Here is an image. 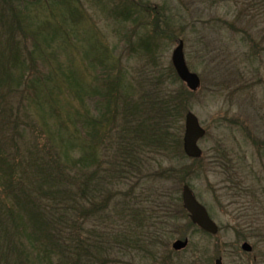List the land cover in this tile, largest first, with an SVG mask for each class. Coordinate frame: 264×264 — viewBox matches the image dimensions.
Segmentation results:
<instances>
[{"label": "rangeland", "instance_id": "374dc122", "mask_svg": "<svg viewBox=\"0 0 264 264\" xmlns=\"http://www.w3.org/2000/svg\"><path fill=\"white\" fill-rule=\"evenodd\" d=\"M11 5L25 18L23 34L16 36L24 46L5 48L6 38L0 36V153L15 155L17 149L34 158L36 152L50 165L51 154H61L66 187H84L82 205L88 213L70 224L78 225L87 245L109 232L133 236L111 243L97 264H214L215 259L264 264V8L259 0H12ZM73 7L79 14L74 22L68 17ZM117 9L129 11L128 16H116ZM45 24L47 33L32 36ZM142 41L149 48L140 47ZM179 41L188 71L200 82L193 92L172 66ZM16 59L24 62L23 72ZM70 73L86 89L97 86L95 77L118 75L135 97L143 92L151 99L166 98L172 112L171 98L180 96L184 111L169 120L178 146L165 154L142 151L139 171L127 177L112 173L93 194L96 183H88L86 176L95 164L81 169L84 182L74 175L80 169L68 166L70 159L88 153L83 126L98 117L91 103L97 99L85 92L83 101L74 98L65 78ZM38 102L52 107L42 110ZM77 111L81 130L75 126ZM186 113L205 132L197 142L201 157L196 162L182 150ZM5 119L9 125L4 128ZM47 132L54 139L49 143ZM58 137L71 140V146L63 149ZM105 144L99 148L94 181L105 176L106 162L112 161ZM74 177L77 183L72 184ZM184 185L216 225L215 235L190 226L181 203ZM103 196L108 201L95 210ZM164 214L170 220L163 225ZM184 239L186 248L171 249L174 241ZM243 243L251 246L250 253L241 250ZM35 247L36 254L41 252Z\"/></svg>", "mask_w": 264, "mask_h": 264}, {"label": "trees", "instance_id": "16d2710c", "mask_svg": "<svg viewBox=\"0 0 264 264\" xmlns=\"http://www.w3.org/2000/svg\"><path fill=\"white\" fill-rule=\"evenodd\" d=\"M11 1L0 0V36L6 38L4 47L10 50L20 45L24 46L23 39L20 42V39L16 40V36L18 33L23 34L22 25L25 20L17 8L11 5ZM259 2L264 8V0ZM119 12V9L115 11L118 17L120 15L127 17L129 14V11H125V14L121 11L119 15ZM75 16L79 18L76 9L74 7L68 9L69 19L74 22ZM25 25L27 26V22ZM44 31L46 33L48 31L46 24L37 27L32 36H40V33ZM52 36L56 37L54 34ZM142 45L148 46L144 41L140 43V47ZM15 64L23 72L24 62L16 59ZM2 69H5V65ZM28 76L34 77L33 73ZM65 78L69 80L68 85L72 96L78 101H83L82 92H85V97L97 99V101L91 100V103L95 105L94 109L98 117L86 118L89 120L85 122L86 127L84 123V126L81 124L82 115L78 111L75 112L74 121L77 130L83 129L81 127L83 126L86 130L84 139L86 136L89 138L87 147H83L88 153L75 161L70 159L68 166L70 170H76L75 168L78 167L80 170H76L74 175H80L77 178L82 180L83 168L95 164L96 170L86 176L88 183H96L93 194H96L102 186L101 182L103 183L106 176L122 172L127 177L139 171L141 169L138 165L139 155L142 151L153 150L156 153L165 154L172 146H178V139L176 140L173 135L174 129L169 120L173 118L176 120L184 109V100L180 96L171 98L175 103L172 108H176L175 112H172V109L168 107L169 100L166 98L162 100L158 96L151 99L143 92H140L139 98L135 97L137 95L133 94V89L123 86L121 77L115 74L107 73L104 77H95L97 86L94 85L88 89L80 87L71 73ZM1 81L2 78H0ZM31 90L33 98L35 100L39 98L38 90L35 88ZM46 106L52 107L38 102V107L42 110ZM1 125L5 128L9 125V121L5 119ZM47 136L48 143L54 140L49 133ZM57 139L63 149L71 146L69 144L71 140L62 137ZM105 141L106 149H110L113 154L110 157L112 161L106 162L107 170L103 169L105 176L94 181L99 172V163H96L99 161L101 150L99 148H105L101 146ZM63 157H67L66 150L63 151ZM51 160L53 165L41 161L36 152L33 158L32 155L19 154L17 149L15 155L12 152L0 153V264H36V261L46 264H97L100 256L102 258L100 263H103L111 243L121 244L133 237L126 232H109L97 235L95 243L91 246L87 245L85 239L79 237L78 225L70 224L71 220L74 219L77 222L81 215L88 213L83 210L82 205L85 197L84 187L76 185L72 188L68 185L66 187L64 183L68 178L66 179L63 170H60L63 165L61 154L57 152L51 154L50 162ZM100 164L102 167L104 163L100 162ZM82 181L84 182V178ZM69 182L75 184L77 180L74 177ZM107 201L108 198L103 196L94 205V209L101 211L102 203ZM133 208H136V203ZM185 215L188 218L186 213ZM168 220H170L168 215L164 214L163 225ZM35 245L41 251L38 254L35 253ZM28 248L34 252L32 253Z\"/></svg>", "mask_w": 264, "mask_h": 264}, {"label": "water", "instance_id": "95a60500", "mask_svg": "<svg viewBox=\"0 0 264 264\" xmlns=\"http://www.w3.org/2000/svg\"><path fill=\"white\" fill-rule=\"evenodd\" d=\"M172 66L181 82H183L189 91H196L200 82L198 77L190 73L185 65L183 56V44L179 42L172 52ZM204 130L199 126L197 119L191 113L185 115V131L183 136V151L185 155L192 159L201 157V151L197 146V142L204 136ZM182 203L184 209L188 212L191 222L202 231L215 235L217 232L216 225L209 218L206 210L201 206L193 196L192 191L184 186L182 188ZM188 241L176 240L172 243L171 248L174 251H181L186 248ZM241 250L250 253L252 248L249 244L243 243ZM214 264H222L221 259H216Z\"/></svg>", "mask_w": 264, "mask_h": 264}]
</instances>
